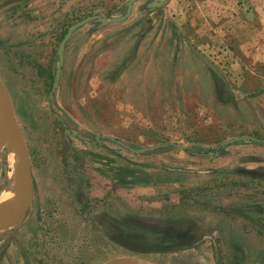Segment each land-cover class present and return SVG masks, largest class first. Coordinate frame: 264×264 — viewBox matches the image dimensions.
<instances>
[{
	"label": "rangeland",
	"instance_id": "1",
	"mask_svg": "<svg viewBox=\"0 0 264 264\" xmlns=\"http://www.w3.org/2000/svg\"><path fill=\"white\" fill-rule=\"evenodd\" d=\"M128 1L0 0V78L34 191L0 231V264H264V0H141L89 22L51 100L68 31ZM12 175L3 144L0 205Z\"/></svg>",
	"mask_w": 264,
	"mask_h": 264
},
{
	"label": "water",
	"instance_id": "2",
	"mask_svg": "<svg viewBox=\"0 0 264 264\" xmlns=\"http://www.w3.org/2000/svg\"><path fill=\"white\" fill-rule=\"evenodd\" d=\"M139 1L141 0L128 1L126 4L127 11L122 17L107 19L101 16H92L75 24L68 31L58 51L60 62L56 74V83L53 87L50 97L51 100L53 99L54 93L59 85L61 68L62 65L64 64L66 45L70 40V38L72 37V35L74 34V32L89 22L100 23V26L102 27L123 22L131 16L135 4L138 3ZM147 1L149 2L148 8L153 9L164 6L168 0H147ZM191 49L201 61H203L212 71H214V73L218 75V77L223 79L220 71L212 62H210L206 57L200 54L193 46L191 47ZM49 106L51 107V102L49 103ZM0 131L2 132V139H0V147L3 144H5V146L9 149V151L13 155L17 167V181L15 184V194H14L15 199L9 202V204L5 205V207H0V231H1L6 227H8L9 225H11L12 223H14L20 217H22L31 208L34 200L33 175L31 170L30 155L28 152L24 135L16 119L10 94L1 78H0ZM240 140H245V139L243 138L235 139L228 141L225 144H231ZM178 147L181 150L186 151L185 146L178 145ZM152 149L153 148L145 149L142 151H138L136 153H140V152L144 153L147 151H151ZM116 241L122 246L136 252H146L151 250V247L144 246L140 243H136L133 241H129L125 239H118ZM106 264H150V263H147L138 258L122 257V258L113 259L107 262Z\"/></svg>",
	"mask_w": 264,
	"mask_h": 264
},
{
	"label": "bare ground",
	"instance_id": "3",
	"mask_svg": "<svg viewBox=\"0 0 264 264\" xmlns=\"http://www.w3.org/2000/svg\"><path fill=\"white\" fill-rule=\"evenodd\" d=\"M16 178H17L16 175H12L10 177L9 182H10L11 187H12L11 192L9 193V197L10 198L6 201V203L1 204L0 207H5V205L9 204V202H11V201H13L15 199L14 198V194H15V187L14 186H15V182L17 181Z\"/></svg>",
	"mask_w": 264,
	"mask_h": 264
}]
</instances>
